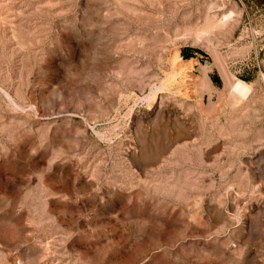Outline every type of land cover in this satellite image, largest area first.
Here are the masks:
<instances>
[{
    "label": "rangeland",
    "instance_id": "374dc122",
    "mask_svg": "<svg viewBox=\"0 0 264 264\" xmlns=\"http://www.w3.org/2000/svg\"><path fill=\"white\" fill-rule=\"evenodd\" d=\"M0 264H264V0H0Z\"/></svg>",
    "mask_w": 264,
    "mask_h": 264
},
{
    "label": "bare ground",
    "instance_id": "6f19581e",
    "mask_svg": "<svg viewBox=\"0 0 264 264\" xmlns=\"http://www.w3.org/2000/svg\"><path fill=\"white\" fill-rule=\"evenodd\" d=\"M232 92L239 97L245 98L249 92V87L241 81H237L231 88Z\"/></svg>",
    "mask_w": 264,
    "mask_h": 264
}]
</instances>
